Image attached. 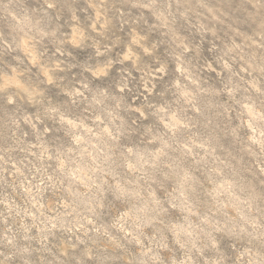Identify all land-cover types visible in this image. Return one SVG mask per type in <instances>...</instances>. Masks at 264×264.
<instances>
[{
  "label": "clouds",
  "instance_id": "1",
  "mask_svg": "<svg viewBox=\"0 0 264 264\" xmlns=\"http://www.w3.org/2000/svg\"><path fill=\"white\" fill-rule=\"evenodd\" d=\"M0 264H264V0H0Z\"/></svg>",
  "mask_w": 264,
  "mask_h": 264
}]
</instances>
